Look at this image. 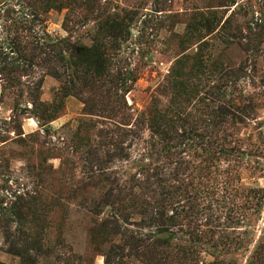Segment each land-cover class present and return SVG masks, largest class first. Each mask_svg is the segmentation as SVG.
Instances as JSON below:
<instances>
[{
  "label": "rangeland",
  "instance_id": "374dc122",
  "mask_svg": "<svg viewBox=\"0 0 264 264\" xmlns=\"http://www.w3.org/2000/svg\"><path fill=\"white\" fill-rule=\"evenodd\" d=\"M19 45L74 47L90 71L30 65ZM12 65L17 82L1 72ZM104 67L122 80L93 86ZM163 130H194L181 156L218 177L197 178L210 190L170 232L157 221L174 169ZM20 232L44 250L29 264H264V0H0V264H27L10 252Z\"/></svg>",
  "mask_w": 264,
  "mask_h": 264
},
{
  "label": "trees",
  "instance_id": "16d2710c",
  "mask_svg": "<svg viewBox=\"0 0 264 264\" xmlns=\"http://www.w3.org/2000/svg\"><path fill=\"white\" fill-rule=\"evenodd\" d=\"M53 48H59V45H52L50 49H53ZM33 50L34 52H37L39 50L40 57L35 56L34 54L28 53L26 48L24 49L21 48V45L15 48V51L20 55V58L30 63V65L35 64L38 58L40 60L44 58V62L49 63V64L57 63V64H67L68 67L75 66L76 72L78 73V75L81 72L87 73L90 71V69L88 68L85 70H79L78 69L79 65L76 62H73V63L70 62V60L72 59L74 61L76 56H81L80 53L76 52L74 47L68 46L67 50L69 51H64V49H62L60 50L58 55L56 56L46 55V57H43V55L45 54L43 48L38 49V47H36ZM67 52H71L70 55ZM66 53L70 56L69 60L66 57ZM94 56L98 59L105 57L106 56L105 50L104 49L101 51L100 49L96 50ZM1 72H3L7 76L6 78L10 80L11 82L19 81L20 80L19 76L22 74H26L24 67L21 68L16 65H12L10 69L5 68ZM47 74L51 75L52 77L56 79H62L61 73L57 69V67H53V69H51L49 73ZM92 74L93 75L90 79V82L93 84V86L103 85L101 82L103 83L114 82L115 79L120 81L122 80V76H123L121 73L113 75L105 67L100 70L94 69L92 71ZM42 82L43 80L39 79L37 82L32 83V86L35 88V91H37L34 98H32L33 105L42 104L39 102L41 99L40 92H41ZM84 103H85V111L92 115H95L97 108L101 106L104 107L102 105L103 104L102 101L97 102L94 100L92 104L90 102H84ZM126 120H127V117H123V121H126ZM100 132L103 134V131H100ZM161 132L163 134L158 135V137L160 138V142L162 144L165 142V145H167L170 149V155L165 156V159L167 160V162L168 161L171 162L170 165L174 169H172L171 172L167 175L169 177L167 178L162 177V182L165 184V186L162 188H163L164 195L166 196V200H165V203L162 202V205L158 207V209H160L159 212H161V214L159 215L157 221L161 223L160 226H163L164 227L163 229L166 232H170L171 227L175 228L182 221V213L183 214L186 213L187 209H189L191 212L195 211L196 209L195 206H197V203L199 204V200L201 199V195H200L201 191L202 190L205 191L206 189L210 190V187H211L210 182H212L211 184H213L212 187L217 186V184L213 182L214 181L218 182V177H212V172L210 171L211 166L208 167V164L204 165L203 167H195V165L192 166L189 163V161L185 159V157L181 156L182 154L183 155L185 153L187 154L186 148L188 145H186L183 141H185L186 139L189 140L190 138L197 140L198 135L196 134L194 130L183 131L181 135L177 133L170 134L169 132H165L164 130ZM164 136L165 138L163 139ZM203 142H204V138L200 137L198 146H204L205 144H203ZM183 145H185V148L181 149ZM173 148L176 149L174 152L172 151ZM204 152L208 154L210 152V149L206 148ZM176 155L181 156V157H179L178 159H175L174 157ZM149 158L153 159L152 157H149ZM174 159L176 161H174ZM158 161H160V159ZM150 165L151 166L145 165L143 166V169L139 170L140 171L139 174L142 177L143 182L147 185H151V181L153 178L157 176H161L159 172H157L156 175H151L150 170H152L151 167L154 165V162ZM196 172L199 173V176H196ZM197 178L209 179L210 182L209 180H207L206 182H209V183H206L204 181L200 183H196L195 181L197 180ZM197 187L201 188V190H199ZM214 191L215 190H211V193L209 194H213ZM27 206H28V203L26 202L24 207L17 210L15 216H17V218H20V217L28 218L31 215V212L24 211L27 208ZM169 210H172L173 214L171 216H165L164 212L169 211ZM178 218H181V220L177 221ZM44 220L45 219H42L41 217H39V219L34 217L33 219L34 228L38 226L39 228H41L42 222ZM44 229L45 228L43 227L41 231H43ZM22 235H25V233L20 232V236H15V235L12 236L13 240L11 241L10 252L13 253L14 255L24 257L23 260L26 261L27 264H29L31 262H34L35 256L42 254L44 250L40 247L41 241H38L39 240L37 238L38 235H35V234H32V235L30 234L27 236L25 235L26 238L21 239ZM154 251H156L159 255H161L162 251L160 250L159 251L154 250ZM32 253H35V256H33ZM107 263H108V257H107Z\"/></svg>",
  "mask_w": 264,
  "mask_h": 264
}]
</instances>
